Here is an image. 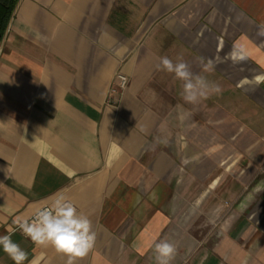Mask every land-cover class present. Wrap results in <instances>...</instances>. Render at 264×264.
Returning <instances> with one entry per match:
<instances>
[{
    "label": "crops",
    "instance_id": "1",
    "mask_svg": "<svg viewBox=\"0 0 264 264\" xmlns=\"http://www.w3.org/2000/svg\"><path fill=\"white\" fill-rule=\"evenodd\" d=\"M262 31L264 0H19L0 43V236L24 264H66L14 223L59 196L97 235L77 264H156L162 240L170 264H264ZM163 57L221 91L187 103Z\"/></svg>",
    "mask_w": 264,
    "mask_h": 264
},
{
    "label": "clouds",
    "instance_id": "2",
    "mask_svg": "<svg viewBox=\"0 0 264 264\" xmlns=\"http://www.w3.org/2000/svg\"><path fill=\"white\" fill-rule=\"evenodd\" d=\"M264 35V31L260 33ZM163 70L173 73L182 82V97L193 105L207 99L212 93H219L221 87L211 83L202 76L194 75L186 62L180 60L173 63L168 57L161 59ZM213 65L209 61L205 71H210ZM14 223L25 237L44 248L52 247L59 254L67 257L66 264H77L93 250L96 243V232L92 221L78 212L76 205L65 196L57 197L50 206L39 210L31 222L16 218ZM12 232L0 236V246L15 262L24 264L28 253L18 243L12 240ZM177 254V245L162 240L154 245L156 264H170Z\"/></svg>",
    "mask_w": 264,
    "mask_h": 264
},
{
    "label": "trees",
    "instance_id": "3",
    "mask_svg": "<svg viewBox=\"0 0 264 264\" xmlns=\"http://www.w3.org/2000/svg\"><path fill=\"white\" fill-rule=\"evenodd\" d=\"M19 0H0V43Z\"/></svg>",
    "mask_w": 264,
    "mask_h": 264
},
{
    "label": "built area",
    "instance_id": "4",
    "mask_svg": "<svg viewBox=\"0 0 264 264\" xmlns=\"http://www.w3.org/2000/svg\"><path fill=\"white\" fill-rule=\"evenodd\" d=\"M117 79L119 80V86H118V88L119 89H114L113 90V92H115V93H119L121 90H123V89H125L126 88V86H127V84H128V80H127V78L125 77V76H123L122 74H118L117 75ZM111 101V104L112 105H116L117 104V102L115 101V100H110ZM35 217V215L31 218V220L33 219ZM31 220H30V222H31Z\"/></svg>",
    "mask_w": 264,
    "mask_h": 264
}]
</instances>
